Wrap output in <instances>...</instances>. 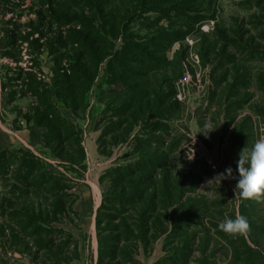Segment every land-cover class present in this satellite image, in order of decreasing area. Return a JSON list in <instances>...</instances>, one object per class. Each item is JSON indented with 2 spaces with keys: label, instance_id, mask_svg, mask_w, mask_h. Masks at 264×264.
Listing matches in <instances>:
<instances>
[{
  "label": "rangeland",
  "instance_id": "obj_1",
  "mask_svg": "<svg viewBox=\"0 0 264 264\" xmlns=\"http://www.w3.org/2000/svg\"><path fill=\"white\" fill-rule=\"evenodd\" d=\"M78 58L92 77L72 111ZM43 113L73 122L89 156L93 126L100 154L69 162ZM262 138L264 0H0V264H146L151 207L171 216L152 264H264V194L221 178ZM17 149L61 180L63 208L54 181L15 174L31 164ZM237 216L243 233L218 228Z\"/></svg>",
  "mask_w": 264,
  "mask_h": 264
},
{
  "label": "trees",
  "instance_id": "obj_2",
  "mask_svg": "<svg viewBox=\"0 0 264 264\" xmlns=\"http://www.w3.org/2000/svg\"><path fill=\"white\" fill-rule=\"evenodd\" d=\"M83 40L84 39L82 38L81 42H83ZM89 47H92V45H90ZM91 77L92 74H90L87 68H85V64L83 63V59L81 58H78L76 63L72 66V75H63L62 79L64 80V85H67V87H63V90L67 92V94L61 99L65 105L70 102L69 107L72 111L77 110L78 107L82 105V96H84L85 92L88 90ZM58 115L59 113L55 114L57 120L51 123L47 120V113H43L40 118L37 119V125L44 126L46 134H52V139L55 141L57 150L61 151L62 153L64 152L62 144L66 142V147L70 148L66 154L68 156L67 158L69 159V162H80V160L83 158L84 152L83 147L80 143V139L77 136V132L74 130V124L67 118ZM75 142H77L79 157L75 155V151L73 149ZM17 152L27 157V159L31 161V164L27 166L26 158L22 157L20 167L21 169L24 168L25 170L18 169V172H15V174L19 175L20 180L23 179L26 181L24 185H32L34 188H38L44 184H48L49 182L52 183L54 181V188L58 189L56 193L60 192V190L62 189L59 185L61 180H59L56 175H52L51 173L46 172L43 169L44 166L41 160H39L29 152L23 151L22 149H17ZM6 154V150L0 151L1 166L5 165L8 162L7 159L3 158ZM57 197L60 199L58 201L59 206L63 208L64 201L62 200V195L58 193ZM99 255L100 254H98V262L101 260H99Z\"/></svg>",
  "mask_w": 264,
  "mask_h": 264
},
{
  "label": "clouds",
  "instance_id": "obj_3",
  "mask_svg": "<svg viewBox=\"0 0 264 264\" xmlns=\"http://www.w3.org/2000/svg\"><path fill=\"white\" fill-rule=\"evenodd\" d=\"M203 130H211L204 128ZM206 134V133H205ZM237 176L232 177V169H225L221 178H234L236 180L234 197L242 199L257 198L264 194V138L257 140L249 149L242 148L236 161ZM248 227L242 216L234 219L226 218L218 228L225 233H243Z\"/></svg>",
  "mask_w": 264,
  "mask_h": 264
},
{
  "label": "crops",
  "instance_id": "obj_4",
  "mask_svg": "<svg viewBox=\"0 0 264 264\" xmlns=\"http://www.w3.org/2000/svg\"><path fill=\"white\" fill-rule=\"evenodd\" d=\"M91 131H95L94 129H93V126H91V128H90V130H88V135L90 136V138L92 139L93 138V140H91V143L89 144V150H90V156H89V153H88V151H87V149H86V147H85V143H84V141L82 140V142H81V145H82V147H83V151H84V156H85V158H86V161L89 159H91L92 160V158H94V157H96V156H98L100 153H99V150H98V146H97V141H96V137L98 136V142H99V136H100V134H99V132H96V134L93 136V137H91ZM85 135H87V131L85 130V132H84V136ZM102 139V138H101ZM100 139V140H101ZM99 153V154H98ZM100 176V175H99ZM99 207V206H98ZM149 212L147 213V216H146V218L145 219H142V221H144V222H146L147 223V225L149 226V227H152V228H154V230H153V235L154 234H156V232H158V237H157V239H156V241H154V242H156V243H154V246H153V250H152V253L150 254L149 252H148V254H150L149 256H151L152 258L146 263V264H152V263H154V261H156V260H158V259H161V258H165V257H167V256H169V253L170 252H167L166 250H165V247H162L163 246V243H164V240L163 239H161V241H160V238H159V236L161 235H159V233H164V231H165V229H161V228H163V227H166V226H169L170 225V214H168V215H166L165 216V214H164V212H165V209H159V208H157V207H151V208H149V210H148ZM151 211H154V212H156V213H153L152 215H151ZM166 211H169V209H166ZM160 213H161V215H160ZM157 216V219H159V218H161L162 219V221L159 223V222H156V217ZM137 221H138V219H137ZM156 228L158 229V228H160V229H158V230H156ZM95 239H96V237H95ZM95 244L97 245V239H96V241H95ZM164 245H166V244H164ZM149 250V249H148ZM97 255V254H96ZM144 257V256H143ZM96 257L94 256V259H95ZM137 259H140V258H137ZM106 262V261H105ZM94 263H95V261H94ZM96 264V263H95ZM99 264H101V262L99 261ZM143 264H145V263H143Z\"/></svg>",
  "mask_w": 264,
  "mask_h": 264
},
{
  "label": "built area",
  "instance_id": "obj_5",
  "mask_svg": "<svg viewBox=\"0 0 264 264\" xmlns=\"http://www.w3.org/2000/svg\"><path fill=\"white\" fill-rule=\"evenodd\" d=\"M197 152H198L197 147H193V148L191 149V153H192V154H195V153H197Z\"/></svg>",
  "mask_w": 264,
  "mask_h": 264
}]
</instances>
